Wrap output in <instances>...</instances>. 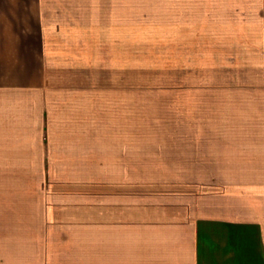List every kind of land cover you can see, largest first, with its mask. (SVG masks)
I'll return each instance as SVG.
<instances>
[{"label":"crops","instance_id":"0c3cea01","mask_svg":"<svg viewBox=\"0 0 264 264\" xmlns=\"http://www.w3.org/2000/svg\"><path fill=\"white\" fill-rule=\"evenodd\" d=\"M0 264H264V0H0Z\"/></svg>","mask_w":264,"mask_h":264},{"label":"rangeland","instance_id":"374dc122","mask_svg":"<svg viewBox=\"0 0 264 264\" xmlns=\"http://www.w3.org/2000/svg\"><path fill=\"white\" fill-rule=\"evenodd\" d=\"M145 38H146V41H147L146 43L148 44V43H150L149 41H152L153 36H146ZM139 40H141V37L139 39H136L133 43H136V44L141 43V41H139ZM135 47H137V46L135 45ZM137 53H138V51H133V54L136 55ZM149 54L150 53L146 52V56L147 57L150 56ZM156 54H157L158 62H160V60L162 59L160 55L163 54V53L162 52H156ZM158 69L159 68H155V69L154 68H146L147 71L155 70L154 73H156V71L159 72ZM152 80H153L152 77H147V79L145 81V83H146L145 86H142L141 84L139 86L137 84L130 85V92H131L130 96L131 97H133V95L138 94L140 92H143V93L145 92L144 93L146 95V101H145L146 102L145 103L146 106L145 107H146L147 113L149 111L148 115H146V118H145L147 126H149L148 124L152 123L153 121H157L158 120L157 117H159L158 115L153 116L156 113L155 109H153L154 108L153 107V105H154V100L153 99L158 97L159 93H161V91L169 90L170 88H173V86H174V85H171V84H158L156 82H151ZM134 109H136V110H134ZM133 112L137 113V108H131V113H133ZM133 124H135V123L131 122V128L134 126ZM131 180H133V179H131ZM177 182L178 181H170V180L169 181H162V182L160 180L159 181H154V183H160V184L163 183V184H166L165 186L168 185L169 187H170V185L173 186ZM179 185H182V184H179Z\"/></svg>","mask_w":264,"mask_h":264}]
</instances>
